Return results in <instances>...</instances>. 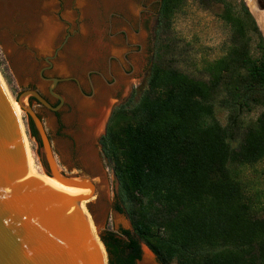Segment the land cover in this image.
<instances>
[{
	"label": "trees",
	"instance_id": "16d2710c",
	"mask_svg": "<svg viewBox=\"0 0 264 264\" xmlns=\"http://www.w3.org/2000/svg\"><path fill=\"white\" fill-rule=\"evenodd\" d=\"M188 1L219 8L230 32L224 56L204 65L205 79L179 70L165 44ZM157 9L145 88L113 111L101 140L117 181L114 210L131 227L100 236L107 264H137L141 245L158 264H264V217L231 169L264 161V112L240 121L264 108L259 28L243 0H160Z\"/></svg>",
	"mask_w": 264,
	"mask_h": 264
},
{
	"label": "rangeland",
	"instance_id": "374dc122",
	"mask_svg": "<svg viewBox=\"0 0 264 264\" xmlns=\"http://www.w3.org/2000/svg\"><path fill=\"white\" fill-rule=\"evenodd\" d=\"M158 1L30 0L34 6L29 12L30 20L36 23L32 27L28 20L20 17L19 8L12 7V0H0V10L7 2L13 8L10 16H0V77L12 101L16 102L23 92L33 90L50 105H56V100L47 94L51 85L39 77L45 61L55 55L53 68L44 76L62 80L53 87L64 100L62 107L54 113L37 106L30 98L26 97L24 103L41 118L54 159L63 175L71 176L65 174L68 173L65 166L69 165L71 152L80 156L86 146L79 127V109L69 102L70 99L75 97L89 102L94 98V89L101 86L108 92L103 107L109 113L112 106L122 103L129 94L133 102L137 101L144 90L153 63ZM243 1L249 10L247 1ZM218 14L219 8L205 10L188 1L174 17L165 36L175 66L194 78L205 79L204 65L224 56L228 47L229 28ZM259 29L264 40V30ZM96 32L101 48L98 49L97 64L92 65L84 61L83 51L98 39ZM262 112L264 108L243 113L240 121L243 125L251 124ZM215 117L222 126L227 124V112L217 105ZM20 121L35 169L44 175L40 147L30 137L28 118L22 110ZM90 143L93 145L94 139ZM235 146L236 142H232L231 147ZM231 169L237 172L257 214L264 217V161L253 166H231ZM96 182L94 199L84 202L81 209L93 226V238L105 252L100 240L104 232L131 230V227L128 219L112 206L117 189L113 176ZM88 203L92 206L91 215L86 209ZM141 247L142 256L137 264H158L146 246ZM104 256L107 264V254Z\"/></svg>",
	"mask_w": 264,
	"mask_h": 264
},
{
	"label": "water",
	"instance_id": "95a60500",
	"mask_svg": "<svg viewBox=\"0 0 264 264\" xmlns=\"http://www.w3.org/2000/svg\"><path fill=\"white\" fill-rule=\"evenodd\" d=\"M58 81L51 79L50 91ZM52 107L37 92L20 94L16 103L35 129L44 175L67 187L88 189L74 197L51 190L28 178L27 158L15 112L0 84V264H106L93 238L81 206L94 198L96 187L89 178L63 175L56 164L41 118L24 99L57 112L64 100ZM116 185V178L113 176ZM91 215L92 206L86 205Z\"/></svg>",
	"mask_w": 264,
	"mask_h": 264
},
{
	"label": "bare ground",
	"instance_id": "6f19581e",
	"mask_svg": "<svg viewBox=\"0 0 264 264\" xmlns=\"http://www.w3.org/2000/svg\"><path fill=\"white\" fill-rule=\"evenodd\" d=\"M246 1L248 3L250 11L254 14V16L256 18V21L258 23L259 28H261V30L262 29L264 30V14H263V12L261 13L259 11H256V9L254 8V4L252 3L251 0H246ZM12 2H13L12 7H13V5H15L19 8L20 17L28 20L30 25L32 27H35L36 23H34L33 20H30L32 18H31V15L29 14L30 9H32L34 7L32 2H30V0H16V1L12 0ZM12 9L13 8H11V3L7 2L4 5V7L0 10V16H3L4 18L10 16ZM95 35L97 36V38L99 37L97 32L95 33ZM99 48H101V41L99 38L84 48L83 55H85V56H83V57H84V61L87 64L94 65L97 62V60H98L97 55H98V49ZM0 84H1L2 88L4 89V92L8 96V93L5 89V86H4V83L1 79V77H0ZM96 93L97 94H96L95 99H96L97 104H95V106L93 105L94 103H92V102H82L79 99H76L75 97H72V99H70V101H69L72 105H77V107L79 109V120H80L79 127L82 130V136H83V138L85 140V144H86V146H84L83 152L81 154L82 163L90 171H94V172L97 171V169L95 167L96 157H95V152L93 150V147H92L90 141H92L94 135H96V133H98L102 129V124H103V120H104V116H105V110L102 108V106L108 100V92L104 88L100 87L99 91ZM8 100L11 103V106L15 112V115H16V118L18 121V125H19V129H20V134H21L22 141L24 144L26 158H27L28 178L30 180L31 179L38 180L39 182L43 183L44 185H46L51 190H54V191L59 192L61 194H68V195H72L74 197L89 195L88 189L67 187L61 183H58L54 179H50V178L44 176L42 173H40V171L35 169V165L33 163V160H32L31 154H30L29 143H28L27 137L25 135L23 126L21 124V121H20V115H21L20 107L18 106V104L16 102L12 101L9 98V96H8ZM91 227L93 228V226H91Z\"/></svg>",
	"mask_w": 264,
	"mask_h": 264
},
{
	"label": "flooded vegetation",
	"instance_id": "af4514ba",
	"mask_svg": "<svg viewBox=\"0 0 264 264\" xmlns=\"http://www.w3.org/2000/svg\"><path fill=\"white\" fill-rule=\"evenodd\" d=\"M251 1L254 4V8L256 9V11H259L261 13L263 12V14H264V0H251ZM159 2H160V0L158 1V3ZM248 11H249V13H251V16L255 20V22H257L254 14L250 11V9ZM156 17H157V12H156ZM256 24H257V27L259 28L258 23H256ZM259 31H260V29H259ZM260 33H261V36H262V32L261 31H260ZM262 38H263V36H262ZM263 42H264V40H263ZM54 58H55V55L53 57H49L45 61V65L41 68L40 75H39L40 79L43 82H46L49 85L52 84L50 82V80L51 79H55V78L46 77V76H44V73L50 71L53 68L52 60ZM57 80H59V79H57ZM60 82L61 81H58L55 84V86L58 83H60ZM100 87L101 86H98V87H96L94 89V98L91 101H89V102L94 103L93 104L94 106H95V104H97L96 99H95L96 98V94H97L96 92L99 91V88ZM51 93L56 94L54 92V89H52V91H50V87H48L47 88V94H48L49 97L53 98L52 95H51ZM40 96L44 99V97L41 94H40ZM130 96H131V94H129V96L125 100H123L122 103L118 104L117 106H112L111 109L109 110V113H107V110L103 107L106 104V102L102 106V108L105 110V116H104V120H103V124H102L103 126H102L101 131H99L98 133H96V135H94V137H93L94 143L92 145L93 150L95 152V157H96L95 167H96L97 171H95V172L94 171H90L86 166L83 165L81 159H80L81 161H79V158H80L81 155L79 156V154L77 155L75 152H71V154L69 156L70 157L69 165L65 166V169L68 171V173H65V174H69V175L76 176V177H79V178H89L91 180V182L95 185L96 188H97V185H98V183L96 181H100L101 182L102 179H107V178H110L111 176H113V172H112V169H111V162L108 159H106L104 157L103 153H102L101 140L106 135L108 123H109V120H110V118L112 116L113 111L116 108H118V107L122 106L123 104H125L126 102H128V100L130 99ZM30 101H33V102H35L37 104V106H40L32 98H30ZM58 104H59V101L56 100V105H51V106L52 107H56ZM54 113H56V112H54ZM107 114H108V116H107ZM106 116H107V118H106ZM105 118H106V120H105ZM79 122H80V120H79ZM28 129H29L30 137L32 138V129H31V126H30V122H28ZM33 129H34V127H33ZM34 131H35V129H34ZM33 139L36 141V143H38L37 137L36 138H33ZM81 154H82V152H81ZM62 163L64 164V161H62ZM61 173H63L62 170H61ZM92 199H94V198H92ZM112 206L114 207L115 206V203H113Z\"/></svg>",
	"mask_w": 264,
	"mask_h": 264
}]
</instances>
